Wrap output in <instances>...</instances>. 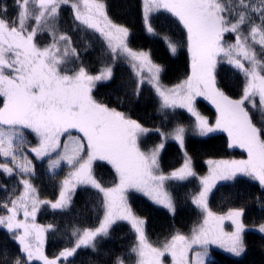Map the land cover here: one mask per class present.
Instances as JSON below:
<instances>
[{
  "label": "snow or ice",
  "instance_id": "snow-or-ice-1",
  "mask_svg": "<svg viewBox=\"0 0 264 264\" xmlns=\"http://www.w3.org/2000/svg\"><path fill=\"white\" fill-rule=\"evenodd\" d=\"M11 7L9 15L8 0H0V174L18 178V186L0 200V231L7 238L0 242V264H74L82 249L99 252L120 221L130 226L134 242L108 264H206L211 246L237 257L245 254V208L219 214L209 206V196L219 182H239L241 177L264 188V0H139L142 29L159 37L171 54L177 53L178 42L157 31L154 17L169 14L185 33L190 70L173 85L162 82L164 68L150 51L130 46V27L114 21L107 0H11ZM65 8L74 30L95 35L109 57L95 73L62 26ZM45 35L49 39L43 43ZM229 35L234 40L226 39ZM118 62L132 71L131 96L138 100L147 85L159 112L183 109L190 114L189 123L150 126L97 99L94 89L114 79ZM225 62L243 78L236 97L217 79L218 65ZM198 98L215 108L214 121L198 110ZM189 132L199 137L223 133L227 147L242 149L246 158L208 160L207 175L198 177L199 188L190 194L200 219L188 233L177 230L153 242L147 218L133 210L129 193H141L176 214L169 183L197 178L186 150ZM26 134L36 138L35 144ZM153 135L157 141L149 147L145 138ZM169 141L178 146L182 163L165 171L161 157ZM29 154L47 158L50 172L67 166L55 199L41 197ZM98 163L113 171L110 186L97 177ZM0 188L7 191L6 185ZM78 188L95 191V208L102 215L96 226L73 224L66 232L67 246L49 256L45 244L57 225L38 223L37 214L45 207L69 210ZM257 230L264 233V223Z\"/></svg>",
  "mask_w": 264,
  "mask_h": 264
},
{
  "label": "trees",
  "instance_id": "trees-1",
  "mask_svg": "<svg viewBox=\"0 0 264 264\" xmlns=\"http://www.w3.org/2000/svg\"><path fill=\"white\" fill-rule=\"evenodd\" d=\"M109 15L115 22L130 27L132 34L129 44L133 49L151 52L152 59L163 66L162 82L173 85L184 79L189 72V57L186 49V37L181 26L174 22V18H168L169 14H157L153 24L158 32L170 35L178 42V50L171 54L159 37L149 36L143 29L139 20V0H107ZM9 15L13 14L11 0H8ZM62 26L69 30L76 46L80 50L83 63L95 73L104 63L109 62V57L101 42L91 32L74 30L70 11L65 8L62 13ZM41 42H47V36H42ZM90 45L89 47H85ZM259 51V49H258ZM217 79L222 89L229 95H239L242 76L232 66L220 64L217 68ZM134 87L132 71L126 63L118 62L114 67V79L107 84H98L94 89L97 99L110 103L113 107L125 111L133 118L146 121L150 126H161L162 122L171 127L177 120L186 125L189 123L190 114L183 109L167 113L159 112V103L149 86L145 85L141 97L137 100L131 96ZM198 110L209 120L215 119L214 110L203 100L198 99ZM157 141L156 136L145 138V143L150 147ZM186 150L193 159V167L197 172V178L190 181L169 183V191L173 194L177 211L173 216L160 206L154 205L147 197L136 193H129V203L133 210L140 216L147 218L146 231L153 242L163 239L174 231L188 233L192 225L200 219L199 210L190 202V194L199 188L198 177L207 175V161L219 159H243L242 154L236 149H229L226 143V135L223 133L212 134L210 137H199L191 132L186 137ZM182 163V154L173 141H169L161 157V167L170 171L179 167ZM36 176L33 183L40 189L42 198L55 199L58 192V182L63 178L61 174L49 176L43 163L33 162ZM95 172L99 179L110 186L114 181V173L110 166L98 163ZM0 185H6L7 191L0 188V200L6 199L13 187L18 186V178L5 177L0 174ZM264 188L246 177L239 178V182H219L209 196V206L213 211L223 214L230 207H244L245 223L248 229L244 234L247 245L246 253L237 257L217 246L210 247V264H264V233L257 228L264 223V198L261 197ZM97 196L92 189L78 188L71 208L65 212L53 211L50 208H42L37 214V222L40 224L55 223L57 231L50 232L45 244V251L49 256L57 253L67 246V230L73 224L80 226H96L98 217L102 212H97L95 202ZM226 229L229 226L225 222ZM0 242H7V238L0 231ZM134 242V233L127 222H117L113 226L111 237L101 242L97 253L89 249H82L73 258L74 264H108L115 254L124 255L126 250Z\"/></svg>",
  "mask_w": 264,
  "mask_h": 264
},
{
  "label": "rangeland",
  "instance_id": "rangeland-1",
  "mask_svg": "<svg viewBox=\"0 0 264 264\" xmlns=\"http://www.w3.org/2000/svg\"><path fill=\"white\" fill-rule=\"evenodd\" d=\"M48 39H49V38L47 37V42H48ZM226 39L232 41V40H234V37L231 36V35H229V36L226 37ZM222 64L228 65L226 62H225V63H222ZM229 66H231V65H229ZM198 99H201V100H203L204 102H206V103H207V104H208V105L214 110V113H215V108H214V107H213L208 101L204 100L203 98H198ZM74 134H75V133H74ZM26 135H27V139H28V141H29L31 144H35V142H36V138H35L33 135H30V134H26ZM236 150H238V151L242 154L243 158H246V153H244L242 149H236ZM29 159H32L33 162L36 161V162L43 163V164L45 165V167H46L45 169H46V172H47V174H48L49 176H54V175H57V174H61V175L64 177V176L66 175L67 171H68V168H67L66 165H61V168L56 169L55 172H50V171L48 170L47 158H45L44 160H38V159H36V158L34 157V154H29ZM257 183H258V182H257ZM132 193H135V192H132ZM136 194L143 195V194H141V193H136ZM143 196H144V195H143ZM144 197H145V196H144ZM226 224L229 226V229H228V230H231V229H230V225H229V223L226 222ZM230 254H231V253H230ZM211 260H212V257L209 256V259H208V261L206 262V264H210Z\"/></svg>",
  "mask_w": 264,
  "mask_h": 264
}]
</instances>
